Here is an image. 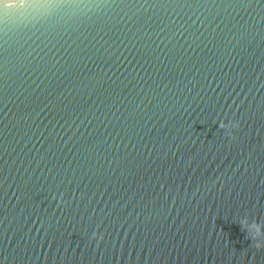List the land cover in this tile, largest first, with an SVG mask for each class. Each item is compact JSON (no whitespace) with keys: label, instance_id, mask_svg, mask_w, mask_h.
I'll list each match as a JSON object with an SVG mask.
<instances>
[{"label":"water","instance_id":"1","mask_svg":"<svg viewBox=\"0 0 264 264\" xmlns=\"http://www.w3.org/2000/svg\"><path fill=\"white\" fill-rule=\"evenodd\" d=\"M75 2L0 18V264H264V0Z\"/></svg>","mask_w":264,"mask_h":264},{"label":"clouds","instance_id":"2","mask_svg":"<svg viewBox=\"0 0 264 264\" xmlns=\"http://www.w3.org/2000/svg\"><path fill=\"white\" fill-rule=\"evenodd\" d=\"M104 7L102 3H91V4H83L77 2L63 3L54 7H44V8H30L37 15L47 14L53 9L56 8H87L89 11ZM221 128L228 131V135L232 138H235L232 130H237L240 128V124L238 122H230V123H222ZM245 227L249 232L250 238L256 241V246H262V242H264V226L259 225L258 223H245Z\"/></svg>","mask_w":264,"mask_h":264},{"label":"snow or ice","instance_id":"3","mask_svg":"<svg viewBox=\"0 0 264 264\" xmlns=\"http://www.w3.org/2000/svg\"><path fill=\"white\" fill-rule=\"evenodd\" d=\"M75 0H0V18L9 16L13 10L23 11L30 8L54 7Z\"/></svg>","mask_w":264,"mask_h":264}]
</instances>
